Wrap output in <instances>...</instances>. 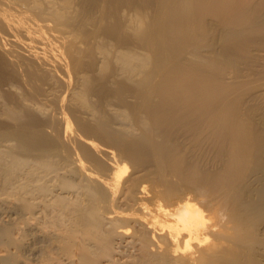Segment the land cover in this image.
Returning a JSON list of instances; mask_svg holds the SVG:
<instances>
[{"label": "bare ground", "instance_id": "obj_1", "mask_svg": "<svg viewBox=\"0 0 264 264\" xmlns=\"http://www.w3.org/2000/svg\"><path fill=\"white\" fill-rule=\"evenodd\" d=\"M0 196V264H264V0H0Z\"/></svg>", "mask_w": 264, "mask_h": 264}, {"label": "rangeland", "instance_id": "obj_2", "mask_svg": "<svg viewBox=\"0 0 264 264\" xmlns=\"http://www.w3.org/2000/svg\"><path fill=\"white\" fill-rule=\"evenodd\" d=\"M48 86H49V83H48ZM58 193H59V191H58ZM2 199H4V196H0V201H1ZM37 201H38V200H36L35 202H37ZM38 208H40V207H38ZM105 222H107V220H106Z\"/></svg>", "mask_w": 264, "mask_h": 264}]
</instances>
